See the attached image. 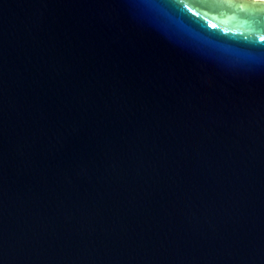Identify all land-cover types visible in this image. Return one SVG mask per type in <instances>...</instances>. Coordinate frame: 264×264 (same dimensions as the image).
<instances>
[{
  "label": "water",
  "instance_id": "water-1",
  "mask_svg": "<svg viewBox=\"0 0 264 264\" xmlns=\"http://www.w3.org/2000/svg\"><path fill=\"white\" fill-rule=\"evenodd\" d=\"M0 264H264V0H0Z\"/></svg>",
  "mask_w": 264,
  "mask_h": 264
}]
</instances>
